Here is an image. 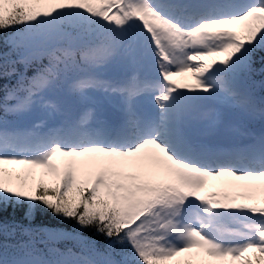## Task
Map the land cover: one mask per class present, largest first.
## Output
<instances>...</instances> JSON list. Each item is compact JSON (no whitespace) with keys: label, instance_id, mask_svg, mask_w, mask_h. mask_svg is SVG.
I'll use <instances>...</instances> for the list:
<instances>
[{"label":"snow or ice","instance_id":"6c2138e0","mask_svg":"<svg viewBox=\"0 0 264 264\" xmlns=\"http://www.w3.org/2000/svg\"><path fill=\"white\" fill-rule=\"evenodd\" d=\"M0 264H264V0H0Z\"/></svg>","mask_w":264,"mask_h":264},{"label":"rangeland","instance_id":"374dc122","mask_svg":"<svg viewBox=\"0 0 264 264\" xmlns=\"http://www.w3.org/2000/svg\"><path fill=\"white\" fill-rule=\"evenodd\" d=\"M230 178H221L220 180H212L209 181V191L212 190H219L220 187H223V185L229 180Z\"/></svg>","mask_w":264,"mask_h":264},{"label":"trees","instance_id":"16d2710c","mask_svg":"<svg viewBox=\"0 0 264 264\" xmlns=\"http://www.w3.org/2000/svg\"><path fill=\"white\" fill-rule=\"evenodd\" d=\"M49 223H50L51 226H62V227H67L66 225H57V224L55 223V221H52V220H51L50 217H49Z\"/></svg>","mask_w":264,"mask_h":264}]
</instances>
